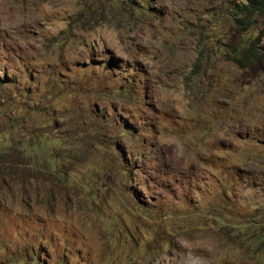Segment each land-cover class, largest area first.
Returning a JSON list of instances; mask_svg holds the SVG:
<instances>
[{
  "label": "rangeland",
  "instance_id": "1",
  "mask_svg": "<svg viewBox=\"0 0 264 264\" xmlns=\"http://www.w3.org/2000/svg\"><path fill=\"white\" fill-rule=\"evenodd\" d=\"M246 2L0 0V264H264Z\"/></svg>",
  "mask_w": 264,
  "mask_h": 264
},
{
  "label": "trees",
  "instance_id": "2",
  "mask_svg": "<svg viewBox=\"0 0 264 264\" xmlns=\"http://www.w3.org/2000/svg\"><path fill=\"white\" fill-rule=\"evenodd\" d=\"M234 8L242 16V18L237 19L238 23L249 31L256 25L258 18L264 15V0H247L245 4H237ZM246 50L248 62L244 63L241 59H237L238 63L243 67H248L257 58L253 45H250Z\"/></svg>",
  "mask_w": 264,
  "mask_h": 264
},
{
  "label": "clouds",
  "instance_id": "3",
  "mask_svg": "<svg viewBox=\"0 0 264 264\" xmlns=\"http://www.w3.org/2000/svg\"><path fill=\"white\" fill-rule=\"evenodd\" d=\"M4 75H5V73H4Z\"/></svg>",
  "mask_w": 264,
  "mask_h": 264
}]
</instances>
